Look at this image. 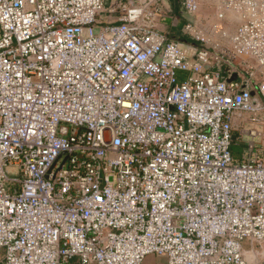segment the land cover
I'll return each mask as SVG.
<instances>
[{
  "label": "built area",
  "instance_id": "2783aa9c",
  "mask_svg": "<svg viewBox=\"0 0 264 264\" xmlns=\"http://www.w3.org/2000/svg\"><path fill=\"white\" fill-rule=\"evenodd\" d=\"M164 1L0 0V264H264V0Z\"/></svg>",
  "mask_w": 264,
  "mask_h": 264
},
{
  "label": "rangeland",
  "instance_id": "374dc122",
  "mask_svg": "<svg viewBox=\"0 0 264 264\" xmlns=\"http://www.w3.org/2000/svg\"><path fill=\"white\" fill-rule=\"evenodd\" d=\"M220 10V0H202L199 6V9L194 17L196 20V28L205 30L206 37V46L209 48H219V47H227L228 46V36L234 31L236 27L235 21H231L228 19L227 14L224 18L225 21H221L218 19V14ZM233 18L232 15H230ZM165 24V22H163ZM181 23L176 22L173 27L175 28V33L178 32L177 35L181 33L179 30L181 29ZM264 117V116H262ZM240 128V122L234 123L235 131H238ZM256 131H258L262 138L256 137L252 139L250 136L245 135L241 138V141L234 144L231 147L232 154L235 159L240 160L241 154H245L248 158V145L250 142L256 144L257 154L260 159L264 161V125L261 127H255ZM238 134V132H236ZM255 152L252 153L251 158H254ZM243 248L246 250L248 247ZM254 250L259 251L260 248L257 245H254ZM1 257V254H0ZM163 259L158 258L156 256H148L143 264H161Z\"/></svg>",
  "mask_w": 264,
  "mask_h": 264
},
{
  "label": "crops",
  "instance_id": "0c3cea01",
  "mask_svg": "<svg viewBox=\"0 0 264 264\" xmlns=\"http://www.w3.org/2000/svg\"><path fill=\"white\" fill-rule=\"evenodd\" d=\"M140 1H146V0H140ZM160 5L165 9L166 12L163 15H157L156 16L157 28L161 31H165L168 34H170V37H171V38H169L170 40H177L178 42L183 43V40L178 39V35H177L178 32L175 33V30H174L175 28L173 27V25L176 22L181 23L182 26L184 24V20L182 18L181 7H178V12H176L175 7L172 6L170 0H167V1L160 3ZM167 11H170V12H167ZM227 17L231 18L230 14H227ZM163 22H165V24H163ZM182 26H181V29H182ZM181 29L179 30V32L182 34ZM261 250L264 253V246H262V248L259 250V252ZM161 264H164V260Z\"/></svg>",
  "mask_w": 264,
  "mask_h": 264
},
{
  "label": "water",
  "instance_id": "95a60500",
  "mask_svg": "<svg viewBox=\"0 0 264 264\" xmlns=\"http://www.w3.org/2000/svg\"><path fill=\"white\" fill-rule=\"evenodd\" d=\"M183 43H187L183 41ZM213 72H220L221 79L225 80L228 83L234 82L238 80V76L236 73H233L230 77H228V68L226 66H221L219 69L217 67L212 68ZM232 140H235V136H233Z\"/></svg>",
  "mask_w": 264,
  "mask_h": 264
},
{
  "label": "trees",
  "instance_id": "16d2710c",
  "mask_svg": "<svg viewBox=\"0 0 264 264\" xmlns=\"http://www.w3.org/2000/svg\"><path fill=\"white\" fill-rule=\"evenodd\" d=\"M170 1H171L172 6L175 7V11L178 12V7H180V1H179V0H170ZM168 37L171 38V37H170V34H168ZM178 39L183 40V41H186V42H189V41H190L187 37L183 36L182 34L178 35ZM236 142H237V141H236ZM236 142L234 141L233 144H232V146H233L234 144H236ZM241 157H242V154H241ZM236 160H237V159H236ZM240 160H241V159H240ZM238 161H239V160H238Z\"/></svg>",
  "mask_w": 264,
  "mask_h": 264
},
{
  "label": "bare ground",
  "instance_id": "6f19581e",
  "mask_svg": "<svg viewBox=\"0 0 264 264\" xmlns=\"http://www.w3.org/2000/svg\"><path fill=\"white\" fill-rule=\"evenodd\" d=\"M248 259H249V260H252V256H251V255H248Z\"/></svg>",
  "mask_w": 264,
  "mask_h": 264
}]
</instances>
